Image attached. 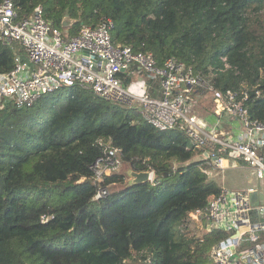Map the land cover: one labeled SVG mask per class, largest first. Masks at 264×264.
Segmentation results:
<instances>
[{
	"label": "trees",
	"instance_id": "trees-1",
	"mask_svg": "<svg viewBox=\"0 0 264 264\" xmlns=\"http://www.w3.org/2000/svg\"><path fill=\"white\" fill-rule=\"evenodd\" d=\"M13 1L21 17L41 5L71 37L109 17L115 45L152 52L159 65L175 57L215 88L248 94L243 105L264 121V0ZM17 54L19 43L0 39V73ZM132 70L120 73L126 86ZM69 88L30 107L0 103V264H212L225 234L201 241L188 216L223 187L204 149L154 127L138 107ZM114 146L134 170H155L156 183L121 188L128 177L119 172L96 181L95 160ZM100 187L109 193L95 198Z\"/></svg>",
	"mask_w": 264,
	"mask_h": 264
},
{
	"label": "built area",
	"instance_id": "built-area-1",
	"mask_svg": "<svg viewBox=\"0 0 264 264\" xmlns=\"http://www.w3.org/2000/svg\"><path fill=\"white\" fill-rule=\"evenodd\" d=\"M114 27L113 19L103 17L96 26H84L71 37L67 30L53 27L41 5L31 15L21 17L13 0H3L0 39L5 44L19 43L24 55H16L10 72L0 73V103L11 101L30 107L48 93L77 85L102 100L138 107L144 119L160 130L182 131L191 147L204 149L202 158L212 169L223 168L224 161L234 159L264 182V121L253 118L243 105L248 94L241 97L230 88H215L175 57L159 65L152 52L115 45L111 34ZM223 60L229 67L226 57ZM131 70L134 78L145 75L157 83L160 94L126 86L120 73ZM196 89L211 92L215 112L236 118L241 131L219 135L216 130H204L190 104L189 94ZM123 164L121 148H109L92 166L96 181L120 172ZM148 171L149 181L155 184V170ZM255 189L264 193L262 188ZM250 191L222 187L205 207L189 211L190 232L201 241L207 233L225 234L209 252L212 264H264V203L253 206ZM108 193V187H100L95 198Z\"/></svg>",
	"mask_w": 264,
	"mask_h": 264
},
{
	"label": "crops",
	"instance_id": "crops-1",
	"mask_svg": "<svg viewBox=\"0 0 264 264\" xmlns=\"http://www.w3.org/2000/svg\"><path fill=\"white\" fill-rule=\"evenodd\" d=\"M128 85L138 92L147 90L154 96H158L160 94L159 85L150 83L145 75H142L139 79L134 78V80ZM200 91L201 90L197 89L193 90L189 95L192 112L198 116L201 127L208 132H215L216 130L217 134L219 135H227L233 133L236 134L240 132V123L236 118L225 112L221 113L220 115L215 112V101L211 92L207 91V93H209L208 95L210 96V98L207 99L203 94L199 93ZM227 168L236 170L245 169L248 170L253 177H255L252 170L234 159H227L226 161H224L223 168L211 169L210 175L213 178H217L219 176V171H223ZM256 180L257 182H255L256 184L254 183L255 186L252 187L253 189H255V187H259V181L258 179ZM217 181L219 182V180ZM250 182H252V180H250Z\"/></svg>",
	"mask_w": 264,
	"mask_h": 264
},
{
	"label": "rangeland",
	"instance_id": "rangeland-1",
	"mask_svg": "<svg viewBox=\"0 0 264 264\" xmlns=\"http://www.w3.org/2000/svg\"><path fill=\"white\" fill-rule=\"evenodd\" d=\"M139 78H141V77H139ZM63 89H67V88H63ZM158 90H159V88H158ZM64 91H66V90H64ZM202 91L203 90H201L199 93L203 94L205 96V98L209 99L210 98V96L208 95L209 93H207V91H205V92H202ZM125 167H127L126 163L123 164V167L121 168L119 173H121V171L124 170ZM213 172H214V170H213ZM255 177H253L251 175V173L245 169L236 170V169H232V168H229V169L227 168V169H224L223 171L220 170L219 176L215 179L219 180V183L223 187L228 188L229 190H243V191L249 190L250 191L253 189L252 187L255 186L254 183L257 182V180H256L257 177L256 178ZM211 178H213V177H211ZM250 180H252V182H250ZM258 186H259V188L264 189V182L259 181Z\"/></svg>",
	"mask_w": 264,
	"mask_h": 264
},
{
	"label": "water",
	"instance_id": "water-1",
	"mask_svg": "<svg viewBox=\"0 0 264 264\" xmlns=\"http://www.w3.org/2000/svg\"><path fill=\"white\" fill-rule=\"evenodd\" d=\"M69 20L66 19L64 22V25L67 26L69 25ZM127 167H125L124 170L121 171V174H125L128 179L125 184L121 185V188H128L136 184H141V183H147L150 179V171L145 170V171H137L134 170L130 165L126 164ZM261 199V200H260ZM250 201L253 206H256L259 201L261 203H264V193L259 192L257 189H252L250 191Z\"/></svg>",
	"mask_w": 264,
	"mask_h": 264
}]
</instances>
